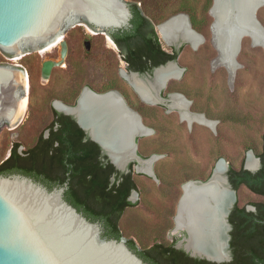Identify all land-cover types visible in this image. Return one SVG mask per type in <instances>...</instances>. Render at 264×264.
<instances>
[{
    "label": "rangeland",
    "instance_id": "374dc122",
    "mask_svg": "<svg viewBox=\"0 0 264 264\" xmlns=\"http://www.w3.org/2000/svg\"><path fill=\"white\" fill-rule=\"evenodd\" d=\"M124 1L136 2L141 13L155 24L166 13L160 10L164 0ZM183 1L204 18L201 31L197 30L204 39L196 48L189 43L178 48L176 62L180 67L186 66V70L181 77L169 81L163 92L181 93L189 101L188 110L214 121V129L195 121L188 124L175 108L144 102L121 74L126 64L114 41L109 42L105 31L91 27L82 17L69 21L60 34L62 40L46 51L45 44L21 53L0 48V64L18 65L26 74L27 83L22 91L25 109L19 120L0 127V163L13 143L19 142V151H23L36 141L52 119L53 100L72 101V88L75 92L86 83L99 86L113 81L119 93L131 101L130 107L140 114L142 122L152 129L137 138V149L143 158L159 155L152 163L154 176L133 168L137 189L130 199L134 205L126 207L118 221L121 238L125 242L132 239L139 249L161 241L185 250L187 233L176 228L175 219L182 185L190 180L205 181L220 159L229 166H243L249 150L257 155L264 135L263 48L253 46L245 37L236 56L240 66L230 74L215 61L217 50L209 29L213 17L209 7L204 10L207 0H165L172 8ZM257 18L264 26V6L257 10ZM85 38L91 39L90 52L84 49ZM62 42L67 44L64 55L60 52ZM160 43L165 51H171L172 46L161 37ZM48 59L58 61L60 66H54L46 78L41 66ZM236 195L241 205L261 199L243 185Z\"/></svg>",
    "mask_w": 264,
    "mask_h": 264
},
{
    "label": "water",
    "instance_id": "95a60500",
    "mask_svg": "<svg viewBox=\"0 0 264 264\" xmlns=\"http://www.w3.org/2000/svg\"><path fill=\"white\" fill-rule=\"evenodd\" d=\"M214 4L215 0L211 4L209 13L212 12ZM261 6H264V1H256L248 12L250 22L257 29V32L255 31L257 38L254 39L252 28L243 27L236 35L234 60H236V56L241 49L242 40L245 37L250 39L253 46L262 47L264 51V26L257 18V10ZM180 14L184 13H177L155 24L157 35L159 25L167 24ZM184 15L187 16L186 28L189 29L190 33L195 32L201 35L203 41V35L192 27L188 15ZM75 17L84 18L91 27L102 29L111 37L110 33L112 31L131 26L133 13L130 4L124 0H0V48L10 53H21L55 41L67 23ZM214 19L213 17L210 30L211 41L216 47L213 36ZM172 39L174 44L170 46L180 48L182 44L189 43L194 48V45L180 34L175 35ZM83 46L86 52H90L92 49L91 39L85 38ZM216 49L217 57L215 61L219 63L220 54L217 47ZM65 50L66 45L62 42V55L65 54ZM171 62L177 65L178 71H180L178 76L180 77L183 68L177 64L176 60H169L164 64H160L154 67L150 73L143 75L136 71L129 72V74H136L137 78L143 81L144 87L154 97L153 102L152 100H145L135 85L127 79L126 81L144 102L163 104L168 108H172L171 97L174 92L168 93L167 97H162L161 91L174 77L167 75L156 87L151 85L156 78V70ZM57 64L50 59L43 61L41 66L42 75L47 78L52 67ZM227 69L230 74L235 72V70ZM23 75L24 72L20 70L19 66L0 64V127L5 122L19 120L24 110L20 104L22 91L25 88ZM110 93H114L125 112L134 111L126 104L123 97L114 90L105 93L88 90L89 95L100 100L106 98ZM82 95L78 98L75 108L80 104ZM177 110L180 113L179 109ZM75 118L88 136L100 146L101 151L117 170L127 173L130 171L129 164L134 162L133 168L136 172L150 175L138 169L141 166L140 161L149 160L151 176H154L152 163L159 155L152 154L143 158L138 154L137 138L147 133L145 128L152 130L142 122L141 118L139 120L134 118L138 129L131 132L128 138V153L124 155L122 163L115 161L112 154L114 153L113 149L103 142V139H106L104 137H108L106 129L100 130V137L96 138L91 130L79 121L76 115ZM181 120L184 119L181 118ZM249 154L256 160L255 167H248L246 164ZM219 162L225 165L223 172H216ZM260 165V158L249 150L243 167L250 171H256ZM228 167L229 163L220 159L205 181L190 180L198 186H207L216 180H220L221 187L228 193V200L222 212L224 224L223 257L215 258L204 252L189 249L187 247L189 233L186 230L187 240L184 243V249L190 256L205 258L216 263L231 260L228 250L229 224L226 221V216L236 199V192L231 188L227 175L224 174ZM183 185L175 219L179 213L180 202L184 195ZM65 188L66 185L48 189L32 178L18 173L0 174V264H148L129 248L124 239L102 237L101 224L86 218L64 199ZM247 208L253 209L254 207L248 205Z\"/></svg>",
    "mask_w": 264,
    "mask_h": 264
},
{
    "label": "trees",
    "instance_id": "16d2710c",
    "mask_svg": "<svg viewBox=\"0 0 264 264\" xmlns=\"http://www.w3.org/2000/svg\"><path fill=\"white\" fill-rule=\"evenodd\" d=\"M163 2H160V10L166 13L158 23L174 14L186 12L192 27L201 31L204 18L196 15L188 2H180L173 8L172 4ZM129 4L133 13L131 26L112 34L127 69L151 72L166 60L176 59L177 51L171 54L161 46L155 23L141 13L136 2ZM210 4L211 0H207L204 10ZM136 109L142 113L139 107ZM53 112L58 114L56 110ZM20 145L19 142L11 145L9 156L0 163V174H22L49 189L66 185L64 199L89 220L99 222L102 237L121 238L118 221L124 209L134 205L128 197L132 190L137 189L133 176L134 162L129 164L127 173L117 170L75 120L62 114L49 122L32 145L19 151ZM139 155L144 157L140 152ZM256 156L261 161L256 171L232 165L226 171L234 189L244 184L261 196L260 200L252 201L255 210L246 211L241 207L234 219L230 261L216 263L192 257L185 250L161 241L139 249L132 239H128L129 248L148 264H264V135Z\"/></svg>",
    "mask_w": 264,
    "mask_h": 264
},
{
    "label": "bare ground",
    "instance_id": "6f19581e",
    "mask_svg": "<svg viewBox=\"0 0 264 264\" xmlns=\"http://www.w3.org/2000/svg\"><path fill=\"white\" fill-rule=\"evenodd\" d=\"M256 1L259 0H215L211 12V15L215 18L213 25L214 43L219 50V63L230 70L234 71L240 66L238 61L233 58L235 39L238 32L243 27H250L253 30L254 39L257 38V29L252 25L248 17L249 9ZM186 25L187 16L180 14L167 24L159 25L157 31L161 39L168 45L174 44L172 38L180 34L196 48L202 42V37L198 33H190ZM107 38L111 42L110 37L108 36ZM60 39L61 37L59 36L57 40L46 43L45 45L47 46L43 51L56 46ZM179 73L177 65L173 62L159 67L156 70V78L151 85L152 87H156L163 77L167 75L178 78ZM122 75L135 85L145 100H152L153 102L154 97L149 94L144 87L143 81L137 78L136 74H127L125 71H122ZM24 79L23 75V83ZM111 94L114 95V93ZM111 94L100 100L93 98L88 92L84 93L80 104L75 109L65 108L59 102L56 105L61 109L74 113L79 121L85 127H88L96 138L100 137V130L106 129L108 137H104L106 139H103V142L113 149L114 153L112 154L115 161L122 163L124 155L128 153V138L131 132L138 129L134 118L139 120L141 117L136 112H132V110L131 112H125L121 108L119 101ZM171 98V105L179 109L181 118L186 122L192 123L195 121L214 129V121L206 118L202 113H194L188 110L189 101L180 93L174 92ZM119 99L121 98L119 97ZM20 104L25 109V97H21ZM145 129L147 131L145 135L152 132L148 128ZM148 163L149 160L140 161L141 166L138 169L152 175ZM246 164L248 167L256 166V160L251 154H249ZM224 169V163L219 162L216 172H223ZM183 189L184 195L176 217V228L188 231L187 247L194 251L204 252L215 258L223 257L224 224L222 212L228 200V193L221 187V181L216 180L207 186H198L190 181L183 185Z\"/></svg>",
    "mask_w": 264,
    "mask_h": 264
},
{
    "label": "flooded vegetation",
    "instance_id": "af4514ba",
    "mask_svg": "<svg viewBox=\"0 0 264 264\" xmlns=\"http://www.w3.org/2000/svg\"><path fill=\"white\" fill-rule=\"evenodd\" d=\"M212 2H213V0H211V4H212ZM211 4H210V6H209V8H208V12H209V10H210V7H211ZM131 7V6H130ZM210 15H211V13H209ZM212 16V15H211ZM213 17V16H212ZM189 18V17H188ZM132 19V18H131ZM190 21V20H189ZM212 21H213V19H212ZM212 21L210 22V24H209V29H210V25H211V23H212ZM125 29H127V28H124V29H118V30H115V31H112L111 33H110V39H111V41L113 42L114 40H113V37H112V34L113 33H115V32H117V31H123V30H125ZM211 31V30H210ZM201 34V33H200ZM61 37V36H60ZM62 40V39H61ZM65 43V42H64ZM115 42H113V44H114ZM65 45H66V50L65 51H67V44L65 43ZM117 46V45H116ZM118 48V47H117ZM216 48V47H215ZM61 50H60V52L62 53V43H61V48H60ZM217 50V49H216ZM118 51H119V49H118ZM175 51H177L178 52V48H175V47H173L172 46V48H171V51L169 52V53H171V54H173ZM163 57V56H162ZM177 57H178V54H177ZM176 57V58H177ZM174 60H176V59H174ZM167 61H169V60H166L165 62H167ZM56 63H58V61H55ZM164 62V63H165ZM125 64H126V62H125ZM57 65H59V63L57 64ZM16 66H18V65H16ZM56 66V65H55ZM60 66V65H59ZM54 67V66H53ZM52 67V68H53ZM126 69H122L121 70V74H122V71H125L127 74H129V72L130 71H135V70H129V69H127V67H125ZM183 68V71H182V74L184 73V71L186 70V66L185 67H182ZM51 71H52V69H51ZM136 72H139V71H136ZM141 75H143V74H145V73H148V72H139ZM150 73V72H149ZM132 74V73H131ZM182 74H181V76H182ZM25 73H24V78H25ZM123 76V75H122ZM180 76V77H181ZM124 77V76H123ZM125 78V77H124ZM25 80H26V78L24 79V85H25ZM29 82V81H28ZM25 87H27L26 85H25ZM87 88H88V90H92V91H94V92H97V93H105V92H108V91H111V90H114V91H116V92H118L119 93V91L117 90V88L114 86V84H113V81H110L109 83L107 82V83H105V84H103V85H95V84H89V83H86V84H83V86H81L80 88H77V90L74 92V88H72V90L70 91L71 92V94H72V101H71V99H66V98H63L62 99V101H60V100H53L52 101V108H51V112H52V119H54V117H58L59 116V114H62V115H66V116H70V117H72L74 120H75V122L77 123V120H76V118H75V114L74 113H71V111H67V110H65V109H61V108H59L57 105H56V103L57 102H59V103H61L65 108H68V109H75V106H76V104H77V100H78V98L80 97V95L81 94H84V93H87L88 92V90H87ZM134 90V89H133ZM171 92H174V91H168V92H166V93H164L163 92V89H162V91H161V95H164V97H167V95H168V93H171ZM111 94V93H110ZM120 94V93H119ZM112 96H114L113 94H111ZM122 97H123V99H124V101L126 102V104L130 107V104H129V102L127 101V99L124 97V95L121 93L120 94ZM139 96V95H138ZM115 98H116V96H114ZM24 98V97H23ZM117 99V98H116ZM118 100V99H117ZM53 110H56L57 111V115L56 114H54V112H53ZM129 112H131V110H129ZM132 112H134L135 113V111H132ZM179 113V112H178ZM179 116H180V114H179ZM51 119V120H52ZM78 124V123H77ZM79 125V124H78ZM80 126V125H79ZM81 127V126H80ZM82 128V127H81ZM83 129V128H82ZM84 130V129H83ZM85 131V130H84ZM86 133V132H85ZM86 135H87V137L89 138V139H91L89 136H88V134L86 133ZM92 140V139H91ZM136 142H137V140H136ZM19 149V148H18ZM9 154H10V151H9ZM9 154L7 155V157L9 156ZM138 154H139V151H138ZM6 157V158H7ZM5 158V159H6ZM5 159H3V160H5ZM2 160V161H3ZM227 178H228V176H227ZM228 182H229V184H230V186H231V188H233L232 187V184H231V182H230V180L228 179ZM245 186L244 184H241L237 189H234L235 190V192L241 187V186ZM246 187V186H245ZM247 188V187H246ZM133 191V190H132ZM132 191H131V193H130V195H129V197H128V199L129 200H131L130 199V196H131V194H132ZM251 191V190H250ZM252 192V191H251ZM253 193H255V192H253ZM256 194V193H255ZM257 195H259V194H257ZM260 196V195H259ZM261 197V196H260ZM260 200V199H259ZM235 205H237V207H235ZM248 205H251V206H253L254 208L253 209H248L247 208V206ZM241 207H244V210H246V211H252V210H255V206L254 205H252V201H249L248 203H244V204H239V201L237 200V195H236V199H235V201L233 202V204H232V206L230 207V209H229V212H228V214H227V216H226V221H227V223L229 224V230H228V250H229V253H230V255H231V251H230V240H231V238H232V236H231V231H232V229H233V222H234V219H236V216L238 215V213L241 211ZM126 243H127V245H128V242H127V240H126ZM167 245H170V246H172V247H174V248H177V247H175V245L173 244V243H170V244H167ZM188 253V252H187ZM193 257V256H192ZM200 258V257H199ZM148 263V262H147Z\"/></svg>",
    "mask_w": 264,
    "mask_h": 264
}]
</instances>
